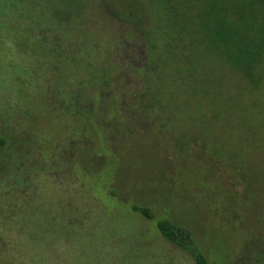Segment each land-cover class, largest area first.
<instances>
[{"label":"rangeland","instance_id":"obj_1","mask_svg":"<svg viewBox=\"0 0 264 264\" xmlns=\"http://www.w3.org/2000/svg\"><path fill=\"white\" fill-rule=\"evenodd\" d=\"M78 2L58 30L0 16V264H198L163 219L208 264H264V90L202 55L193 94L171 17Z\"/></svg>","mask_w":264,"mask_h":264},{"label":"trees","instance_id":"obj_2","mask_svg":"<svg viewBox=\"0 0 264 264\" xmlns=\"http://www.w3.org/2000/svg\"><path fill=\"white\" fill-rule=\"evenodd\" d=\"M144 1L171 17L172 32H187L188 51L185 52L183 59H187L186 63L189 64L196 61V64H185V67L178 64L176 70L183 82L192 83L191 79L199 81V76L196 74L202 73L200 71L205 69V66L199 62L202 55H208L223 61L226 69L233 72L239 79H244L250 90H264V0ZM78 5V0H0V16H5L8 10L19 12L21 8H26L29 14L28 23L36 20L38 21L36 24L43 23L48 27L57 26L58 30L62 28L63 20L68 23L71 18H80L79 15L83 13V10ZM76 6L78 9L75 8ZM40 8H45L49 12L46 14V21L39 16ZM2 25L8 27L6 23ZM180 36L183 40L186 39L185 35ZM168 37L171 38V35ZM36 43L41 48L46 45L44 41L40 42L37 39V35ZM171 46H173L172 43ZM196 53H199L198 57ZM172 61L175 60L172 59ZM193 83L194 94L195 82ZM201 86L206 87L203 82ZM202 91L201 89V95ZM204 91L206 95H209L211 90L209 88ZM155 97L154 99L158 98ZM141 99L144 101L146 95L143 94ZM151 105V108L156 107L155 102ZM147 106H144L145 109ZM5 144L6 138L0 136V148ZM132 209L150 220L153 219V214L148 208L134 205ZM157 227L169 243L189 254L198 264H208L204 251L189 229L168 219L158 221Z\"/></svg>","mask_w":264,"mask_h":264}]
</instances>
